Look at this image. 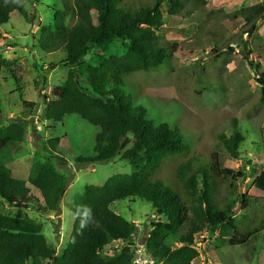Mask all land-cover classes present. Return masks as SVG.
Masks as SVG:
<instances>
[{
    "label": "trees",
    "instance_id": "trees-1",
    "mask_svg": "<svg viewBox=\"0 0 264 264\" xmlns=\"http://www.w3.org/2000/svg\"><path fill=\"white\" fill-rule=\"evenodd\" d=\"M24 1L30 0H0V25L7 24L14 12L25 16ZM60 1L62 8L51 10L52 23L39 30L37 46L42 53L62 51V65L75 69L90 45L107 46L115 40L126 43L127 51L122 56H109L98 68L87 69V86L99 98L88 95L71 78L53 88L54 99L45 106V120L62 123L65 116L77 115L98 129L94 154L76 158V164L95 165L120 156L131 166V172L112 176L101 186H86L74 198L69 206L74 215L72 231L59 254L47 244L41 224L26 217L0 214V264H132L135 252L130 248H122L113 260L104 259L101 253L113 242L127 241L134 232L132 224L111 210L112 204L136 199L150 204L158 217L150 225L145 241L153 264H193L200 255L196 239L205 233L216 234L229 246L243 245L247 236L238 232L235 216L237 204L240 209L247 208V198L237 199L238 184L246 179L245 170L226 168L217 150L204 155L193 152L176 159L185 150L180 130L154 124L147 111L128 100L121 90L127 76L156 70L171 57L170 44L158 35L166 25L161 8L168 7L169 18L180 17L183 0H146L150 5L137 9L136 0ZM194 1L205 5L204 1ZM202 6L195 9L211 22L214 17ZM217 13L221 14L220 20H241L248 29L244 33L249 36L256 22L264 17V3L230 14ZM189 16L186 13L184 18ZM207 34L215 35L210 31ZM243 50L248 52L245 41ZM12 67L11 61L0 57V75L9 72L16 80ZM255 71L259 74L258 100L264 103V71L258 65ZM21 103L31 109L38 107ZM24 132L23 126L16 123L0 129V147L21 143ZM261 136L264 138V125ZM243 142L242 134L233 130L229 137L219 135L216 147L224 149L230 160H238ZM58 144V139H52L43 146L48 159L36 163L27 180L16 179L0 163V207L30 198V186L41 197L42 213L59 212L66 179L51 163L55 160L65 164L57 153ZM173 158V162L167 163ZM221 185L227 191L222 198ZM251 185L250 194L259 196L264 210V166Z\"/></svg>",
    "mask_w": 264,
    "mask_h": 264
},
{
    "label": "rangeland",
    "instance_id": "rangeland-1",
    "mask_svg": "<svg viewBox=\"0 0 264 264\" xmlns=\"http://www.w3.org/2000/svg\"><path fill=\"white\" fill-rule=\"evenodd\" d=\"M139 1H134V9L150 5L146 0L142 4ZM200 1L205 5L183 0L180 17L169 18L168 7L162 6L166 25L158 35L170 44L171 57L156 70L127 76L121 90L128 100L147 111L154 124H167L180 130L185 150L176 159L193 152L204 155L217 150L226 168L246 172V179L238 184L237 199L247 198V208L240 209L237 204L235 224L247 240L243 245L229 246L216 234L205 233L196 239L200 255L193 264H264L262 200L250 194L251 184L264 166V138L261 136L264 103L258 100L259 74L255 71L257 65L264 71V17L247 36L244 31L248 29L241 20H220L221 14L217 13L230 14L264 3V0ZM22 6L25 16L14 12L7 24L0 25V57L12 62L16 75V80L9 72L0 75V129L16 123L23 126L25 132L21 143L0 147V163L8 167L16 179L27 180L33 166L48 159L43 146L49 140L58 139L57 153L65 164L60 165L55 160L51 163L66 179V190L59 212L42 213L39 193L28 186L31 197L2 204L0 214L26 217L41 224L47 244L59 254L67 246L72 231L74 215L69 206L74 198L80 196L86 186H101L112 176L129 174L131 166L121 161L120 156L106 163L76 164V158L94 154L98 129L77 115L65 116L62 123L48 122L44 109L47 102L54 99L53 88L64 85L68 78L91 97L99 98L87 86V69L98 68L111 55H124L127 44L113 40L107 46L90 45L79 67H64L62 51L44 54L37 46L40 28L52 23L51 10L61 9V1L30 0L24 1ZM200 6L211 12L213 22H208L207 17L195 9ZM186 13L191 14L187 19L184 18ZM208 31L215 35L210 36ZM243 41L248 43V52L243 50ZM22 101L38 104V107H24ZM34 130L37 133H33ZM233 130L244 137L238 160H230L224 149L216 147L218 136L229 137ZM174 160L169 159L167 163ZM219 193L220 198L227 196L224 185L220 186ZM111 210L132 224L134 232L127 241L110 244L101 256L113 260L122 248H130L140 264H153L145 241L150 225L158 217L150 204L139 199L125 200L112 204ZM256 232L255 236L251 235Z\"/></svg>",
    "mask_w": 264,
    "mask_h": 264
},
{
    "label": "built area",
    "instance_id": "built-area-1",
    "mask_svg": "<svg viewBox=\"0 0 264 264\" xmlns=\"http://www.w3.org/2000/svg\"><path fill=\"white\" fill-rule=\"evenodd\" d=\"M136 255V253H135ZM132 264H140L139 260L136 259V257H133Z\"/></svg>",
    "mask_w": 264,
    "mask_h": 264
}]
</instances>
